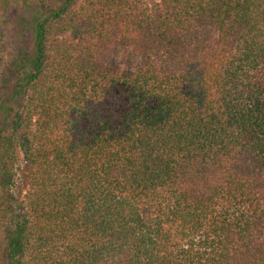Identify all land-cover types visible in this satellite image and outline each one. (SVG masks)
<instances>
[{
    "label": "trees",
    "instance_id": "trees-1",
    "mask_svg": "<svg viewBox=\"0 0 264 264\" xmlns=\"http://www.w3.org/2000/svg\"><path fill=\"white\" fill-rule=\"evenodd\" d=\"M0 264H264V0H0Z\"/></svg>",
    "mask_w": 264,
    "mask_h": 264
},
{
    "label": "rangeland",
    "instance_id": "rangeland-1",
    "mask_svg": "<svg viewBox=\"0 0 264 264\" xmlns=\"http://www.w3.org/2000/svg\"><path fill=\"white\" fill-rule=\"evenodd\" d=\"M10 28H12V26ZM12 37H13L12 29H9V32H8V35H7V38H6L8 44L12 43Z\"/></svg>",
    "mask_w": 264,
    "mask_h": 264
}]
</instances>
